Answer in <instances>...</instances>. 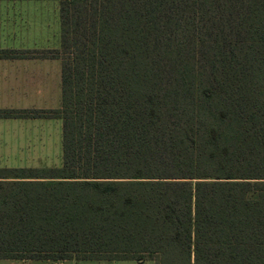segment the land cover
I'll list each match as a JSON object with an SVG mask.
<instances>
[{
	"label": "trees",
	"instance_id": "1",
	"mask_svg": "<svg viewBox=\"0 0 264 264\" xmlns=\"http://www.w3.org/2000/svg\"><path fill=\"white\" fill-rule=\"evenodd\" d=\"M59 167L0 168V259L264 264V0H59Z\"/></svg>",
	"mask_w": 264,
	"mask_h": 264
},
{
	"label": "crops",
	"instance_id": "2",
	"mask_svg": "<svg viewBox=\"0 0 264 264\" xmlns=\"http://www.w3.org/2000/svg\"><path fill=\"white\" fill-rule=\"evenodd\" d=\"M53 1L0 0V49H45L42 46H37L33 41L26 43L25 39L45 37L46 22L58 21L60 37L59 3L55 11ZM57 61L59 60L0 58V109L58 108L61 92L60 64ZM52 68H54V74L51 72ZM53 76L56 82H54ZM55 83L56 88L54 87ZM51 93L55 97L49 100ZM48 100L50 102H46ZM58 120L50 118H0V128L12 133L7 135L3 130H0V166L26 165L25 162L17 160L28 158V155L24 153L25 150L35 148L37 143H40V146H48V150L52 149L49 145L51 142L50 134H52L50 124ZM46 126L48 128L44 129ZM32 127L36 129L32 130ZM116 261H106V263ZM125 262L142 264L147 261L127 260Z\"/></svg>",
	"mask_w": 264,
	"mask_h": 264
},
{
	"label": "rangeland",
	"instance_id": "3",
	"mask_svg": "<svg viewBox=\"0 0 264 264\" xmlns=\"http://www.w3.org/2000/svg\"><path fill=\"white\" fill-rule=\"evenodd\" d=\"M58 3H60L59 0L53 1V8L55 9V11H56ZM45 26L47 27L45 37L42 36V38L40 37V38H34L30 40L25 39L26 43L33 41L37 46H42L43 48H45V49H33V50H48V49L60 48L58 21L46 22ZM57 62L60 64V61H57ZM54 67L56 70V65ZM51 72L52 74H54V68H52ZM53 80H54V76H53ZM54 82L56 81L54 80ZM55 86H56V83L54 87ZM60 92H61V89H60ZM54 97L55 95H52L51 93L50 94L51 99L49 100H52V98ZM49 100L46 102H50ZM50 119H54V118H50ZM47 128L48 126L44 127V129H47ZM35 129H36L35 127H32V130H35ZM0 130H3L7 135L12 134V133L7 132L3 128H0ZM29 130H31V128H29ZM50 130L52 131L51 132L52 134H50L51 142L49 145L52 149L48 150V146H40L41 144L37 143V146L35 148L25 150L24 153L25 155H28V158H20V160H17V161L25 162L26 165H8V166L2 165L0 166V168H9L10 166L17 167V168L18 167H59L61 166L62 164L61 148H60L61 120L59 119L57 122L50 124ZM2 161L7 162L6 160H2ZM96 261H102V262H96ZM153 263H154L153 261L152 262L147 261L142 264H153ZM0 264H137V263L125 262V261H119V262L116 261V262L106 263L105 260H75V259H72V260H5V259H0Z\"/></svg>",
	"mask_w": 264,
	"mask_h": 264
}]
</instances>
